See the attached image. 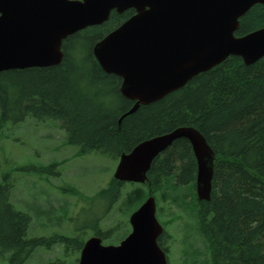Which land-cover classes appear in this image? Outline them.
Here are the masks:
<instances>
[{"label": "trees", "instance_id": "16d2710c", "mask_svg": "<svg viewBox=\"0 0 264 264\" xmlns=\"http://www.w3.org/2000/svg\"><path fill=\"white\" fill-rule=\"evenodd\" d=\"M128 13L112 12L102 24L68 36L57 65L0 71V121L54 119L65 132V143L78 147L80 154L113 159L148 137L194 126L216 155L210 199L197 200L195 157L189 142L179 138L155 157L145 183L131 182L134 187L121 204L132 212L149 194L156 205L159 196L185 204L187 194L180 191L191 186L192 211L210 264H264V56L246 65L231 55L118 123L133 101L120 94L121 78L100 67L92 47ZM263 26L264 4L257 3L240 18L235 34ZM57 166L52 162L42 170ZM124 183L112 178L98 191L107 209L123 195ZM12 186L6 177L0 183V254L6 264H24L35 247L53 241L66 250L81 249L83 241L65 235L28 237L31 216L12 204ZM116 228L102 232L96 226L95 234L105 239ZM165 235L164 230L158 243L167 254Z\"/></svg>", "mask_w": 264, "mask_h": 264}, {"label": "water", "instance_id": "95a60500", "mask_svg": "<svg viewBox=\"0 0 264 264\" xmlns=\"http://www.w3.org/2000/svg\"><path fill=\"white\" fill-rule=\"evenodd\" d=\"M264 0H0V71L48 67L61 62L63 41L107 21L112 9L135 14L95 42L100 67L121 78L119 91L133 105L156 102L227 57L246 65L264 56V26L237 36L240 18ZM186 139L196 161L198 201L211 195L215 152L194 126L182 125L148 137L120 153L113 179L143 184L160 153ZM130 232L117 244L90 236L77 264H168L158 243L164 228L149 194L129 216Z\"/></svg>", "mask_w": 264, "mask_h": 264}, {"label": "rangeland", "instance_id": "374dc122", "mask_svg": "<svg viewBox=\"0 0 264 264\" xmlns=\"http://www.w3.org/2000/svg\"><path fill=\"white\" fill-rule=\"evenodd\" d=\"M113 105L118 106L117 100ZM52 162L59 166L42 170ZM117 162L118 158L99 153L80 154L78 147L65 143V132L54 119L28 116L17 123L0 121V183L5 177L11 181L12 204L31 216L28 237L65 235L84 242L95 234L96 226L102 232L117 226L103 239V244H117L131 230V211L121 203L134 185L124 183L123 195L108 209L106 199L97 196L113 178ZM191 188L180 191L187 194L185 204L161 196L157 200L168 264H210L192 211ZM79 255L80 248L66 250L53 241L35 247L24 264H77ZM6 263L0 254V264Z\"/></svg>", "mask_w": 264, "mask_h": 264}, {"label": "flooded vegetation", "instance_id": "af4514ba", "mask_svg": "<svg viewBox=\"0 0 264 264\" xmlns=\"http://www.w3.org/2000/svg\"><path fill=\"white\" fill-rule=\"evenodd\" d=\"M112 12H114V13H117V14H122V13H128V16L126 17V19H124L122 22H120L117 26H119L121 23H123L124 21H126L128 18H130L132 15H134L135 14V9L133 8V7H129V8H127V9H124L123 11H121V12H117L115 9H112L111 10V12H110V14L112 13ZM110 16V15H109ZM116 26V27H117Z\"/></svg>", "mask_w": 264, "mask_h": 264}]
</instances>
